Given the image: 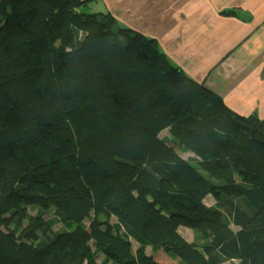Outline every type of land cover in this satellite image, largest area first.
<instances>
[{
    "label": "trees",
    "instance_id": "obj_1",
    "mask_svg": "<svg viewBox=\"0 0 264 264\" xmlns=\"http://www.w3.org/2000/svg\"><path fill=\"white\" fill-rule=\"evenodd\" d=\"M85 4L0 0V264H264V118Z\"/></svg>",
    "mask_w": 264,
    "mask_h": 264
},
{
    "label": "crops",
    "instance_id": "obj_2",
    "mask_svg": "<svg viewBox=\"0 0 264 264\" xmlns=\"http://www.w3.org/2000/svg\"><path fill=\"white\" fill-rule=\"evenodd\" d=\"M86 12L155 38L228 107L264 118V0H84ZM233 9L235 13L223 14Z\"/></svg>",
    "mask_w": 264,
    "mask_h": 264
},
{
    "label": "rangeland",
    "instance_id": "obj_3",
    "mask_svg": "<svg viewBox=\"0 0 264 264\" xmlns=\"http://www.w3.org/2000/svg\"><path fill=\"white\" fill-rule=\"evenodd\" d=\"M161 137H166L169 139V143L176 146V149L180 152V154L185 157L186 159H190L194 156L193 153L191 152H188V151H185L183 150V148L180 146V145H175L173 143V140H172V136H171V133L169 132V129H166L164 131L161 132ZM206 203L207 204H213L214 203V199L212 198V196H209L207 199H206ZM47 218H53V215L52 213L50 212L47 216ZM111 222L115 223L116 222V218L115 217H112L111 218ZM88 224V222H87ZM63 228V224L59 221H56V223L54 224V229L55 230H59V229H62ZM179 232L189 241L193 242L194 239H195V233H194V230L193 228L191 227H186L184 225H180L179 227ZM132 244H133V249L134 251L137 250V248L139 247V243L137 241H135L134 239H132ZM147 252L148 253H151L152 252V248L151 247H148L147 248ZM102 260V257L99 258V261ZM222 264H230L229 262H225V263H222Z\"/></svg>",
    "mask_w": 264,
    "mask_h": 264
}]
</instances>
